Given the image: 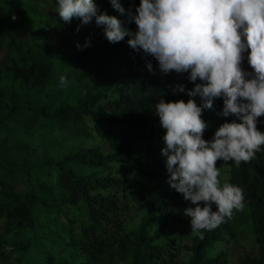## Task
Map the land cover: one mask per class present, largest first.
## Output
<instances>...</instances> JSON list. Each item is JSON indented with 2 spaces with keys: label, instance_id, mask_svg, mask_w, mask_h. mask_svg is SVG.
Wrapping results in <instances>:
<instances>
[{
  "label": "trees",
  "instance_id": "trees-1",
  "mask_svg": "<svg viewBox=\"0 0 264 264\" xmlns=\"http://www.w3.org/2000/svg\"><path fill=\"white\" fill-rule=\"evenodd\" d=\"M33 1L0 0V52L7 55L0 64V263L23 264V254L40 243L38 220L52 217L58 246L72 250L78 264H232L235 259L222 252L209 253L236 238L233 216L215 229L191 230L183 211L195 205L170 189L160 154L165 132L155 105L161 99L186 103L187 92L201 82H190L189 73H163L153 57L128 46L129 36L110 43L94 20L63 22L58 0H49L52 11L46 15ZM118 2L123 14L110 0H93L98 14L117 18L134 33L129 14L135 15L140 0ZM15 4L31 25L15 24L9 13ZM26 34L30 37L23 40ZM57 34L66 38V48L58 52L49 46ZM242 56L241 69L252 73L247 50ZM64 62L72 64V80L80 90L71 103L57 67ZM180 85L183 92L176 90ZM194 99L199 106L200 98ZM222 112L223 97L203 112L209 124L204 140L211 141L220 125L235 119ZM256 127L264 132V116ZM47 128L63 140L78 141L68 152L49 154L37 138V131ZM90 129L107 152L82 140ZM217 163L228 168V183L243 189L257 246L235 264H264V145L247 164ZM22 186L30 190L16 191ZM52 253L44 252L42 264H56L59 255Z\"/></svg>",
  "mask_w": 264,
  "mask_h": 264
},
{
  "label": "clouds",
  "instance_id": "clouds-1",
  "mask_svg": "<svg viewBox=\"0 0 264 264\" xmlns=\"http://www.w3.org/2000/svg\"><path fill=\"white\" fill-rule=\"evenodd\" d=\"M110 3L124 13L118 0ZM58 16L65 23L79 18L81 25L94 20L110 43L129 36L128 46L153 57L163 73H189L190 82H201L187 92L186 103L161 99L155 105L165 132L160 154L165 158L166 182L195 205L183 211L193 231L215 229L234 211L243 210V189L221 184L216 165L247 164L264 145V132L256 127L257 118L264 116V0H140L135 15L129 14L137 27L134 33L117 18L98 14L93 0H58ZM246 50L252 73L241 69ZM147 67L151 71L150 63ZM66 83L61 76L60 84ZM176 90L183 92L184 87ZM221 97L222 115L235 119L220 125L206 141L202 137L209 124L202 114Z\"/></svg>",
  "mask_w": 264,
  "mask_h": 264
},
{
  "label": "rangeland",
  "instance_id": "rangeland-1",
  "mask_svg": "<svg viewBox=\"0 0 264 264\" xmlns=\"http://www.w3.org/2000/svg\"><path fill=\"white\" fill-rule=\"evenodd\" d=\"M33 3L37 5H41L38 9L40 13L43 14H50L51 7L49 5V0H35ZM26 5V2L24 3ZM23 7L20 5H12L9 7V13L13 17H15L14 22L20 26H29L31 25L32 21L30 20L29 16L23 12ZM37 12V11H36ZM30 37V35L26 34L22 37L23 40H26ZM50 48L53 51H61L66 48V38L62 34L53 35L50 44ZM7 62V55L5 52H0V64H5ZM59 71L66 77L67 83L64 84L68 86V99L69 102H74L75 98L79 95L80 90L75 86L74 81L72 80L73 76V66L69 62L58 63L57 65ZM63 85V86H64ZM89 134L88 137L82 136V140H87V144L93 147H98L103 152H107V147L101 140L91 131H86ZM37 138L38 141L44 144V146L48 149L49 154H57L59 151L68 152L72 147V142L78 141L69 138L68 140H63V137L58 135L55 136L50 129H40L37 131ZM41 154V151L38 152ZM220 168L221 175L219 177L221 184L228 183L229 173L228 168L221 164L217 163L216 165ZM30 188L28 186L19 187L16 191L25 193L28 192ZM53 216V215H52ZM233 221L236 230V238L234 240L219 243L214 249L210 250L209 256L215 257L217 253H224L227 258L235 259L232 264H235L237 258L240 256H249L253 255L256 250L257 246L255 244V238L251 230V222L248 218V209L244 206L243 210L241 211H234ZM3 225V222H1ZM56 231V224L54 223V219L49 217L40 218L38 220V234L36 235V241L39 240L40 243L36 244V246L30 247V249L23 254L24 260L23 264H42V258L45 255L44 252L50 251L52 254L58 253V258H56V264H78V260H75L72 257V250L62 251V247L58 246L57 244V232ZM2 233V229L0 227V235ZM33 235H28V237H32ZM27 238L18 239V241H25ZM8 240H12L9 238ZM11 248V247H10ZM9 248V249H10ZM39 248V249H37ZM45 249V251L43 250ZM7 248L1 249V251H6ZM18 254H13V258L15 259ZM4 264V263H0Z\"/></svg>",
  "mask_w": 264,
  "mask_h": 264
}]
</instances>
